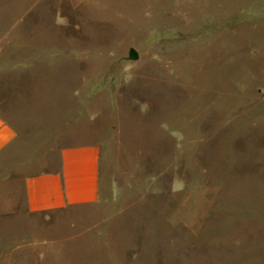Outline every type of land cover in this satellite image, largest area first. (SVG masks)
<instances>
[{
    "label": "rangeland",
    "instance_id": "374dc122",
    "mask_svg": "<svg viewBox=\"0 0 264 264\" xmlns=\"http://www.w3.org/2000/svg\"><path fill=\"white\" fill-rule=\"evenodd\" d=\"M0 110V264H264V0H0ZM87 141L101 201L29 213Z\"/></svg>",
    "mask_w": 264,
    "mask_h": 264
},
{
    "label": "crops",
    "instance_id": "0c3cea01",
    "mask_svg": "<svg viewBox=\"0 0 264 264\" xmlns=\"http://www.w3.org/2000/svg\"><path fill=\"white\" fill-rule=\"evenodd\" d=\"M4 114L0 110V157L5 159L16 147L19 134ZM101 154V144L95 141L61 147L57 168H44L22 177L26 210L47 213L98 204L103 196Z\"/></svg>",
    "mask_w": 264,
    "mask_h": 264
},
{
    "label": "water",
    "instance_id": "95a60500",
    "mask_svg": "<svg viewBox=\"0 0 264 264\" xmlns=\"http://www.w3.org/2000/svg\"><path fill=\"white\" fill-rule=\"evenodd\" d=\"M128 57L129 59H136V51L133 48H130L128 50Z\"/></svg>",
    "mask_w": 264,
    "mask_h": 264
}]
</instances>
